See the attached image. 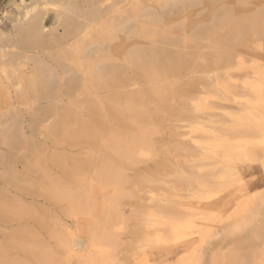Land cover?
<instances>
[{
	"label": "bare ground",
	"instance_id": "obj_1",
	"mask_svg": "<svg viewBox=\"0 0 264 264\" xmlns=\"http://www.w3.org/2000/svg\"><path fill=\"white\" fill-rule=\"evenodd\" d=\"M52 1H58L55 5L56 18L58 20L62 18L67 26H73L69 31L64 30V27L63 30L59 29L60 34L64 36L62 39L47 38L43 34V32L53 30V27L43 25L47 15L45 6H54L55 3L53 4ZM98 1L11 0L7 4V10L2 13L3 17L9 16L12 12L17 14L16 22H18V30L22 39L26 45L36 51L29 56L26 69L16 63L18 53H10L7 60H1L2 56L0 57V67L10 68V75L5 78L7 81L0 78V97L5 98L2 102L9 105L12 114V123L7 124V127L4 125L5 130L0 129V145L5 146L8 156L10 154L13 155L12 157L25 149L23 155L18 154L19 158L16 156L17 159L10 158L4 168L14 170L11 168L17 164L16 162L22 163L27 157L33 158L35 162H32L33 167L35 166V171L37 169L40 173V178L39 175L37 177L47 182L42 183L49 185V188H46L49 191L45 189L49 194L52 190L55 191V195L57 194L58 190L50 189V186L56 184L58 182L56 180L62 177L56 178L57 176L71 174V168L69 170L65 168L67 163L64 164L65 162L59 159V149L63 152L67 151L69 156H72L71 150H78L79 155H85L84 159L82 156H80L81 159L70 156L71 164L76 169L77 175L86 170L85 167L88 166L89 170L101 169L99 171L96 169L99 172L96 175L98 177L106 161L117 165L114 167L109 164V167H114L113 169L118 168V165L122 167L123 161L132 163L134 156L143 157L149 149L151 150L149 139L152 137L154 128L151 129L150 124L154 121L157 123L162 114L167 112L166 103L170 99L168 95L173 83L177 81L176 77H187L189 80L185 88L187 92L198 89L201 84L200 74L215 73L209 77L211 81L205 83L204 89L219 86L218 72L231 67L235 53H245L256 47L260 50L264 49V0H115L106 8H97L95 6ZM39 6H42L44 11L40 10ZM67 14L70 16L66 17ZM78 18H84L86 22L88 20L89 24L97 22L99 28L96 31L101 38L92 39L90 35L94 33V30L87 23L76 21ZM83 32L86 38H82ZM2 38L3 34L0 33V41ZM202 41L205 43H201ZM204 49L211 51L204 53ZM245 74L256 77L254 80L245 79L243 83V86L253 88L250 92L247 91L251 101H237V96L243 94L229 93L222 99L228 103L225 108L228 110L235 108L236 111H223L216 121L204 118L199 113L191 118L194 120L193 125L197 131L204 137L214 140L212 147L216 149L212 151L213 155L209 159L205 158L209 161L204 165L205 173L195 176L194 180L201 188L220 185L225 187L224 184H231L225 187L226 190L229 188L230 193L217 205L205 206L200 203L189 205L191 202L187 204L182 200L171 201L173 203L168 205L164 200L165 204H160L161 201L160 205H157L158 203L155 202L156 206L151 204L153 207H148L152 212L159 211L161 216L163 213L169 215L166 217L167 222L163 224L158 222L160 216L156 215L158 225L154 223L158 227L153 230L154 239L155 237L157 240L163 239L168 231L176 233L178 229L183 231L181 228L195 229L193 234L197 240L193 239L189 243L182 244L178 250L170 252L171 254H176L181 250L182 253H188L191 249L194 252L193 250H197L200 244L195 245L197 241H206L205 238L209 239L208 244L214 246L216 233L213 234L212 225L215 224L213 219H216V216L213 218L212 212L227 205L230 206L234 199L238 200L239 205L237 206L243 211L249 209L264 211V206L260 201L264 198V190L247 192L249 187L243 183L245 171L254 169L252 165H249L247 156L264 154L261 143L264 137V113H252L256 110L264 112V82L259 78L260 76L264 78V62L259 63L256 68H250ZM224 75L225 79L221 80V83L227 87L233 86L235 83L232 82V75L227 73ZM9 81L15 82L14 86L19 89L14 93L13 99L10 97L11 93L7 83ZM37 102L39 104L43 102L44 105L38 104L41 107L33 109L32 106H36ZM233 105H235L234 108ZM19 106L28 111L32 110L29 120L33 125L30 123L32 127L26 126L31 128L30 135L35 129L40 128L43 133L42 141L40 139V142L35 143L36 138L33 137L35 141H30L34 143L33 145L24 144L26 139L22 134L24 128L19 118L22 115V109L20 110ZM244 112H250V116L243 117L241 113ZM206 123L215 125L205 126ZM132 125L136 126L135 130L131 129ZM61 145L65 147L60 148ZM31 147L35 151L32 152ZM104 147L111 149L114 153H108L106 148L103 149ZM48 148H54L57 154L48 155ZM97 149L98 153L99 151L101 153L103 149L110 155L106 159L99 158V155H97L98 158L90 156L94 153L91 152ZM105 151L101 154L105 155ZM112 154L113 157H111ZM28 161L32 165V160ZM236 162L241 163L242 167L238 168ZM29 164H26V169L28 167L34 172V168L30 169ZM90 164L96 167L92 168ZM222 164L225 166H221ZM106 173L99 184L110 187L112 192L109 190L111 193L108 194L109 196L99 198L101 189L97 187L98 191L100 190V195L96 193L99 195V200L94 198L96 187L95 189L92 187L91 191L86 190V185L84 187L85 182L90 184L86 181L87 177L74 178L76 176L74 174L75 176L70 175L74 178L72 180V177L65 176L67 179L71 178L70 184L78 188L75 193H69L65 197L69 217H73L74 223L76 222L73 224L74 229H72L73 225H66L67 221L64 223L65 226L63 225L64 231L56 232L58 227L53 228L54 231L50 234L55 241V248L57 247L56 254L47 250V245L43 244L44 238L39 239L43 241L42 243L37 242L36 238L34 239L35 244L23 249L27 257L32 256L31 258L35 259L37 264L117 263L115 249L117 250L120 244L119 231L124 222L122 207L119 204L123 196L121 191L126 177L123 178L122 173L117 171ZM17 176L12 175V179H7L14 182ZM13 177L17 178L14 180ZM9 182L0 179V183L8 184V186ZM95 182L97 183V180ZM18 184L17 182V187H13L19 188L17 190L19 192L23 187H18ZM34 184L39 188L38 182ZM92 184L97 186L94 182ZM68 185L66 188L70 187L71 190L72 185ZM63 186L58 188L64 189ZM54 188H56L55 185ZM45 190L44 194L48 195ZM21 191L23 193V189ZM40 192L41 189L39 194ZM34 193H36L35 196H32ZM34 193L30 196L38 195V192ZM3 194L1 196H4ZM26 194L29 193L25 192L24 195ZM46 195H44L45 198L48 197ZM61 196L63 197L62 194ZM41 218L39 217L41 220L39 231L42 232V228L46 227V222L44 223ZM155 218L153 216V219ZM54 222L57 221L54 220ZM56 224L59 225V221ZM155 224L152 226L154 227ZM48 228H51L50 224ZM45 229V232L50 230ZM253 229L255 236L264 233L263 220ZM42 237L41 235L39 238ZM211 237H214L213 241ZM182 255L175 263L179 264L181 259L185 258L186 255Z\"/></svg>",
	"mask_w": 264,
	"mask_h": 264
},
{
	"label": "rangeland",
	"instance_id": "obj_2",
	"mask_svg": "<svg viewBox=\"0 0 264 264\" xmlns=\"http://www.w3.org/2000/svg\"><path fill=\"white\" fill-rule=\"evenodd\" d=\"M113 1L115 0H99L95 7L106 8L109 5H111ZM52 3L54 4V6L51 5L45 6V12H47V15L44 19L43 25H46L50 28L53 27V30H51L50 32H43V34L47 38L62 39L64 36L60 34L61 30L59 29L63 30L64 27V30L69 31L70 28H73V26L72 25L67 26L66 23L62 20V18L61 20H58L56 18L57 12H55V10H57V8H55V5L58 4V1L56 2L52 1ZM238 3H242V2L238 1ZM5 7L0 13V33L3 34V38L0 41V57L2 56L1 60H7L8 55L12 52L18 53L19 57L16 63L20 67L26 69L29 64V56L35 53L36 51H34L33 49H31V47L26 45V43L22 39V36L18 30V22H16L17 14L15 12H12V14H10L9 16L3 17L2 13L7 10V7L6 9ZM39 9L44 11L42 6H39ZM69 16L70 14L66 17ZM71 16L74 17V15ZM76 21H78L79 23L83 22V24L87 23V25H90V28L94 30V33L90 35L92 39H97L99 37L101 38V36H98L96 31L99 28L97 26V22H93L89 24L90 22L88 20L86 22L84 18H78L76 19ZM81 36L82 38L83 37L86 38L84 32L81 34ZM201 43H205V42L202 41ZM210 51L211 50L209 49L203 50L204 53H208ZM235 54L236 56L232 60L231 67L227 69L219 70L218 72L220 75L219 86H214V87L210 86L208 88L205 87V89L203 88V86L206 85L205 84L206 82L211 81L209 77H211V75L215 73L200 74L199 80L201 81V84L198 86V89L188 92L185 89L186 83L187 81H189L187 77L184 76L181 78L180 77L175 78V80L177 81H175V84L173 83L170 93L168 95L170 99L167 100L166 103L168 105L167 112L162 114L160 120H158L157 123L156 121H154V123L152 122L150 124V128L151 129L154 128V129H153V134H151L152 139L151 138L149 139L151 150L149 149V152L146 153V154L149 153V155L144 154L143 157L140 156L141 158L139 156H134L132 162L133 164L128 162L125 163L123 161L124 165L121 163L123 165L122 167L121 165H118V168L113 169L117 165L115 166L113 164H110L111 162L108 161L109 162L108 163L106 161L107 162L106 167H105V163H106L105 162L103 164L104 168L102 169V171L100 172L101 174H99L100 176L98 177L96 176L99 173L97 172V170L99 171L101 169L95 168L96 166L90 164V166H92V168L95 169L89 170L87 166L85 167L86 170H83L80 173H78L80 175L79 176L77 175V173H75L76 169H74L71 164L72 163V161L70 160L71 155L69 156L66 153L67 151L63 152L60 151L61 149H59L58 154L59 153L61 154L58 155L59 159H62L63 161L62 160L61 161L65 162L64 164L67 163V165L64 166L65 168L67 167L68 170L71 168L70 175L73 176L75 174L76 176L74 175L75 176L74 178H76L77 176H78L77 178H80L81 176H84L85 178L87 177L86 181H88L87 183L90 184H86V182L84 183V187L85 185L87 186L85 187L87 188L86 190L91 191L92 187H94V189L95 187L96 189L97 187L101 189V195L99 194L100 190L98 191L97 189L96 192L94 191V198L96 197V199L98 200L99 198H101V196H105V195L109 196L108 194H111L109 192V190L111 191L110 187L100 186L99 184V181L105 177L104 174H107L106 173L107 171L121 172L123 178L126 177L125 178L126 180L124 179V183H123L124 188L122 187V191H121L123 196H121L122 198L119 204L122 207L124 222L122 225V229L119 231V234H121L119 235L120 244L118 245L117 250L115 249L116 251L115 253L117 255V260H118L116 264H177L175 263V261L178 262V260L183 256L182 254L186 256L184 259H181V262L179 264H210V263L211 264H264V259H262L264 258V233H262L260 236L259 235L255 236L253 233L254 230L253 228H255V226L258 225L261 220H263V224H264V211H262L261 209L259 210L249 209L247 211H243L241 207L237 206L239 205L238 200L234 199V202H232L230 206L227 205L222 209L219 208L214 210L213 212L216 213V215L212 212L213 218H215L216 216V219H213L215 224L212 222L214 224L212 225L214 229L213 234L216 233L217 235L216 234L215 236L213 235L215 239L214 237H211L210 239H212L211 241H213L214 239V242L216 243L215 244L216 246L215 245L214 246L216 248L213 245L208 244L209 239L205 238L206 241L200 240L197 241V243L195 244V245H197L198 243L202 244V245L198 244L199 247H197L198 249L196 248L198 251L194 249L193 250L194 252H192L191 249V251H189L188 253H182L181 250V252L179 251L176 254H171L170 252H174L178 250L181 247V245L184 243H189L193 239L197 240V237H195L193 234L195 232V229L181 228L183 231L178 229L177 230L178 232L176 231V233L175 232L171 233L168 231V233L165 235L166 238L164 237L165 239L161 238V240H157L156 237L154 239L153 230H155V227H158L157 217L160 216L159 220H161L162 222H160L159 220L158 222L163 224L164 222H167L168 218L166 217H168L169 215L163 213L162 214L163 217H162L159 211L152 212L150 209H148L149 206L153 207L154 204L156 206V203H158L157 205L165 204L163 202L164 200L167 201L166 204L168 205H170V203L172 204L176 200L177 201L182 200L184 201V203L186 202L187 204L191 202L189 205H194L196 203H200L205 206L210 204L217 205L219 204L222 198H224L230 193V190H228L229 188L227 190L226 188L228 187V185L231 184H224L226 188L223 187L222 185L218 187L201 188L199 187V184L194 180L195 176L205 173L206 167H204V165L207 162H209L205 158L209 159V157L213 155L212 151L216 149L215 148L213 149L212 147L214 144V140L209 139L208 137H204L199 131H197L193 125L194 120L191 118L199 113L200 116H203L204 118H210L211 121H216L218 119V116L221 115L223 111L226 112L236 111V109L234 108L235 105H233L234 108L233 110H228L225 108L228 106V103L224 102L222 99L225 97L226 94L229 93L238 92L240 94H243L241 96H237V101H241V102L245 100L251 101L250 97L247 95V91L250 92L253 88L247 86L245 87L243 86V83L245 79L250 78V80L251 79L254 80L256 77L252 76L251 74H245V72H247V70H249L250 68L258 67L259 63L264 62V49L260 50L256 47L248 52L245 53L237 52ZM202 63L205 62L202 61ZM225 73L232 75L231 77L232 82L235 83L233 84V86L227 87L226 85H223L221 83V80L225 79L224 78ZM9 75H10L9 67L8 68L0 67V78L6 80L5 78L8 77ZM259 78L264 82L263 77L260 76ZM7 83L9 84L8 87L11 93L10 97L11 99H13L14 93L19 89L16 88V86H14L15 82L9 81ZM2 100L5 101V98L3 96L0 97V129L5 130V128L12 123L11 121L12 114L9 105L7 106V103L2 102ZM41 103L39 104V102H37L36 106H32V108L35 109V107L43 106L44 103L43 102ZM38 104L41 106H39ZM18 108L20 110L21 109L23 110V112L21 110L22 115L19 118L21 121V126H23L24 128L22 130L23 137L27 141V142L25 141L24 144L26 143V145L30 146L31 144L32 145L34 144L31 142H34L35 140H36L35 143L36 142L38 143V141L40 142V139L42 141L43 133H41L42 130L40 128L35 129L37 131L35 132L34 130L30 135L31 128L29 127L31 126L32 123L30 122L29 119L32 110L29 109L28 111L22 106L21 107L19 106ZM249 113L250 112L248 113L244 112L241 114L243 117H249L250 116ZM252 113L263 114L264 112L262 110H256ZM4 125L6 126L5 128ZM26 125L28 126L30 125V126L28 127ZM214 125L215 124H207V123L205 124V126H214ZM134 127L136 126L132 125L131 129L135 130L136 128ZM26 134L28 135L27 138L31 137L33 141L31 140V138L27 139ZM33 137H35L36 139ZM151 141H152V145H151ZM261 143L264 148V137L261 140ZM64 147L65 146L61 145L60 148H64ZM4 148L5 146L0 147V159H1L0 179H5L7 183L11 181L9 182V184L11 185L12 183V185L9 186L13 189H11L8 186V184L5 185L3 183H0V190H1L0 193L2 194L3 192L5 193L3 194L4 196H1L2 194H0V212L4 211L3 213H0L1 214L0 215V250H1L0 264H26V263L34 264L36 263L35 259L33 260L31 258L32 256L30 258L29 256L27 257V254H25L26 252L23 249L29 245L35 244L34 239L36 240L37 238L39 240L44 238L43 244L47 245V250H50L56 254L57 247L55 248L56 246L55 241L52 239L51 236L52 234L50 233L54 231L53 228L56 229L57 227H58L57 230H55L56 232H58V230L59 232L60 231L62 232V230L64 231L63 225L65 226L64 223L66 221H67L66 222L67 226L68 225L72 226L73 224L76 223V222L74 223L75 219L73 217L72 218L69 217V213H68L69 208L67 206V201L65 200V197L69 193H75L78 190V188H75L74 184H70L72 180H74L72 176L68 175L73 178L70 181L71 178L67 179L66 178L68 177L67 175L64 174L66 176L65 177L62 174H60V176H57L56 178L62 176L67 180L63 179L62 177L61 179L58 178L56 181H58L59 184L60 183L61 184L59 185L58 182H56V184L52 185L53 187L50 186V189L52 188L58 190L56 191L57 194L55 195V191L51 189L52 190V191L50 190L51 193L54 191L53 192L54 194L52 193L51 196L50 195L51 193L49 194V192H47L49 190L46 189L49 188V185L44 184L45 185L44 186L42 182L45 181H42L37 177L39 175L40 178V173L37 169L35 171L34 168L35 166L33 167V163H35L33 158L29 159V157H27V159H25L26 162L25 160L22 161V163L25 162V164L24 163L22 164L21 162L20 163L16 162L17 164L15 165L13 164L14 166L13 168H11L14 170H10V169H6L7 171L5 170L4 166L8 164V160L10 158H15V159L19 158V155L20 156L21 154L23 155L25 149H22L20 153H18L19 155L17 154V156L14 155V157H12L13 155L10 154L8 156L7 148L5 149ZM103 149L108 151V153L110 154L114 153L111 149L109 148L107 149V147H104ZM201 149L203 150L202 152L200 151ZM102 150L101 153L105 151ZM33 151L35 150H33L32 148V152ZM97 151L98 149L92 151L91 153L93 152L94 153L89 155L93 156V158L95 156L96 158H98L97 155H99V158H104V159L108 158L107 156L110 155L106 151H105V155L104 153L101 154L100 151L99 153ZM47 152L48 155H51L55 153V150L54 148L52 149L48 148ZM70 152H72L71 157L79 158L80 156H82V158L83 157L85 158V155L84 156L79 155L80 153L78 152V150H71ZM55 154H57V151ZM111 157H113V154ZM247 158L249 165H252L254 167V169L251 171L247 169L243 175V183L248 185L249 187L247 189V192L252 193L254 191H260V190L262 191L264 190V154L263 155L251 154L248 155ZM79 159H81V157ZM28 160H32L31 161V163L33 162L32 165L28 163L30 162ZM26 164L30 165L29 166L30 169L34 168L33 169L34 172L32 170H29L28 167H27L28 169L27 172V169L25 167L27 166ZM109 164L110 166L113 165L114 167L112 168L109 167ZM223 164L221 166H225ZM240 164L241 163L236 162V166L238 168L242 167V164L241 165ZM93 170L96 172V174ZM82 172L83 174H81ZM12 175L13 176L18 175L17 176L18 178L16 177L17 179L13 177L14 180L16 179L15 180L16 182L14 180H13L14 182H12L11 180ZM90 176L91 178L89 179ZM7 178H11V179L8 180ZM93 179L95 181L97 180V183L95 181H92ZM28 180L30 182H28ZM37 180H41V181L39 182ZM17 182L19 183L18 187H23L22 188L23 193L21 191L22 190L21 188L18 192L17 190L19 188L16 189L13 187V186L17 187ZM33 182L36 184L38 182L37 185L40 184L39 188ZM93 182L97 186H93L92 184ZM65 184L66 185L70 184L68 186L72 185L71 187L72 189L70 190V187L68 186H67L68 188H66ZM54 185L56 186V188H54ZM59 186H63L65 188L63 189L61 187L63 189L62 190L58 188ZM42 188L44 190L45 189L47 190V191L45 190V192H47L48 195L44 194L43 192L44 190ZM5 189H8L7 190L8 193L7 191H5ZM14 189L16 190L14 191ZM40 189L41 192L39 194ZM24 191L26 193L27 192L29 193L28 195L26 194L28 197L24 195L25 193ZM29 191L32 193L38 192L37 193L38 195L36 197H32L35 196L36 193L32 195V193H30ZM96 193L99 194L100 197ZM30 194L32 196H30ZM61 194L63 195L64 198L61 196ZM41 195L43 197H41ZM44 195H46V197L48 196L51 198L50 199L48 197L45 198ZM260 201L264 206V198H262ZM149 213L150 214L152 213L153 215L152 214L148 215ZM153 216L154 218L156 217L157 219L156 218H155L156 220L153 219ZM39 217L43 218L44 220L43 222L44 223L46 222L45 226L47 227V229L50 230L45 229L46 228L45 227L42 228V232L39 231L41 230L39 226V222L41 220L39 219ZM36 218L37 220L35 221ZM54 220L57 222L59 221L60 224L62 223L63 224L62 225L59 224L60 225L59 227V225L56 224L57 222L55 223ZM36 223L38 224L36 225ZM47 223L50 224L51 228H48ZM196 223L199 224V222ZM154 224L155 226L153 227L152 225ZM44 229L47 231L45 232ZM72 229H74V225ZM41 235L43 237L39 238L41 237ZM146 237L149 238L145 239ZM38 240L36 241L39 243L43 242ZM193 248H195V246ZM58 251L60 252V250ZM57 254L61 256L60 253ZM168 254H170V256Z\"/></svg>",
	"mask_w": 264,
	"mask_h": 264
},
{
	"label": "crops",
	"instance_id": "obj_3",
	"mask_svg": "<svg viewBox=\"0 0 264 264\" xmlns=\"http://www.w3.org/2000/svg\"><path fill=\"white\" fill-rule=\"evenodd\" d=\"M10 0H0V13L1 11L3 10V8L6 6L7 7V3L9 2ZM5 7V9H6Z\"/></svg>",
	"mask_w": 264,
	"mask_h": 264
}]
</instances>
